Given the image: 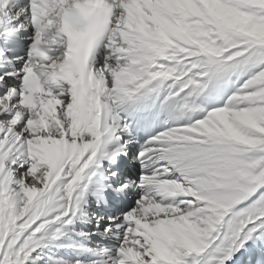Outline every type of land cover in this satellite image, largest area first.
I'll list each match as a JSON object with an SVG mask.
<instances>
[{
    "label": "snow or ice",
    "instance_id": "1",
    "mask_svg": "<svg viewBox=\"0 0 264 264\" xmlns=\"http://www.w3.org/2000/svg\"><path fill=\"white\" fill-rule=\"evenodd\" d=\"M0 264H264V0H0Z\"/></svg>",
    "mask_w": 264,
    "mask_h": 264
}]
</instances>
